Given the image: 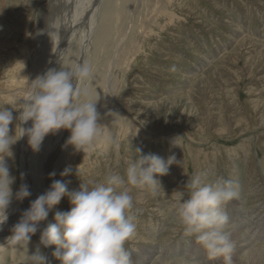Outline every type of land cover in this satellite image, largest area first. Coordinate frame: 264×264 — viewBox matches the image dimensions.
Here are the masks:
<instances>
[{"label":"rangeland","instance_id":"1","mask_svg":"<svg viewBox=\"0 0 264 264\" xmlns=\"http://www.w3.org/2000/svg\"><path fill=\"white\" fill-rule=\"evenodd\" d=\"M108 1L0 0V107L19 115L33 77L57 49V69L86 62L93 72L86 87L98 100L101 135L84 152L66 144L68 130L47 135L41 146L53 142L55 151L39 195L53 180L70 181L71 192L123 176L136 148L165 161L174 155L169 174L154 175L155 194L127 186L136 229L124 247L132 264H223L210 261L176 217V194L195 174L230 180L238 192L225 209L231 264H264V0H112L108 33L97 37ZM20 126L14 119L10 134L18 138ZM26 145L20 138L5 157L14 194ZM65 168L71 174L62 177ZM70 207L64 196L46 222ZM5 244L0 264H25L39 240L33 235L28 249Z\"/></svg>","mask_w":264,"mask_h":264},{"label":"clouds","instance_id":"2","mask_svg":"<svg viewBox=\"0 0 264 264\" xmlns=\"http://www.w3.org/2000/svg\"><path fill=\"white\" fill-rule=\"evenodd\" d=\"M92 76L86 62L71 69L48 68L32 81V91L18 116L14 117L12 107H0V226L8 219L6 210L14 195L21 201L31 195L26 184L13 193L11 185L15 177L5 159L12 157V145L27 136L29 147L38 152L47 135L63 129L70 132L66 144L84 152L100 137L98 100L89 99L86 87ZM14 119L20 125L31 121L30 127L20 126L18 138L10 134ZM135 151L137 157L123 176L110 173L99 181L81 182L79 189L71 192L67 187L70 181L53 180L49 189L22 212L5 243L28 249L32 236L39 230V244L31 254L28 252L25 264H51L41 246H55L51 256L60 264H132V254L124 247L136 229L128 216L134 204L127 186L147 187L155 194L161 183L154 175L169 174L170 166L176 162L174 155L165 161L154 153L144 154L140 148ZM70 174V168L60 173L62 177ZM55 175V172L49 173L50 177ZM184 187L187 192L176 194L175 208L183 234L194 237L210 261L223 258V264H231L235 245L224 229L229 223L226 206L238 198L233 182L222 177L207 181L202 174H195L188 177ZM64 196L69 199L70 210L56 211L55 223L40 230V223Z\"/></svg>","mask_w":264,"mask_h":264},{"label":"bare ground","instance_id":"3","mask_svg":"<svg viewBox=\"0 0 264 264\" xmlns=\"http://www.w3.org/2000/svg\"><path fill=\"white\" fill-rule=\"evenodd\" d=\"M94 2H96V1H94ZM111 5H112V0H109L108 3L105 6V10L101 14V16H102V21H101L102 25L100 24L101 28H99V30H98L99 31V36H97V37H100V35H104V37H105L106 34L108 33ZM113 5H115V4H113ZM96 10H97V8L95 9V12H96ZM92 27H93V23L90 24L89 33L93 30ZM90 28H91V30H90ZM66 34H67V32L65 30H62V35H64L63 39H62V42L60 43V45H58L59 42L56 43V41H55L54 43H52L50 45L51 49H48V51L53 50L58 45V48H60L61 51L64 52V49L66 48V45H67V43L65 42V35ZM68 38H69V36H68ZM61 46H62V48H61ZM47 54H49V53H47ZM60 54H59L58 49H57V50L54 51V53L51 56V58L46 60V62L44 60V62L46 64L44 72L48 68H53V67L57 68V66L59 64V61H60V59L58 60V57H59ZM44 72H42V73L39 72L38 75H42ZM37 76H34L33 80ZM94 96H95V94H94ZM30 126H31V121H29L27 124H23V127H25V128L30 127ZM62 136H63V134H62ZM62 136H60L59 139H61ZM25 137H26V142H27L28 138H27V136H24V138ZM53 145H54V143L52 142L51 145L47 149H45V147L41 146L40 150L38 152H34L29 147L28 143H27L26 146L22 147L21 157H20V176H19V178H20V186L22 184L28 185V190L30 191L31 195L29 197L24 198L22 201L21 200H17L14 197L12 202H11V204H10V206L6 210L8 219H7L6 223L3 226H0V228H2V230H0V252H1V250L4 249V247H6L5 239L8 236L11 235L10 229L12 228V226L19 221L22 212L27 210L30 207V202L34 201L39 196L40 185H41L40 178H41V175L44 174L46 168L49 166V164L51 162V155H53V153L55 151V146H53ZM21 173L24 174L23 178H21ZM46 221L47 220H45V221L40 223V225H39V229L40 230H42L44 227L47 226L48 223ZM34 236H36L38 238V240H39L40 231L38 230L37 233ZM54 248H55V246H51L49 248H45V255L48 258V260L51 261V264H60V262L58 260H55L51 256V253L54 250Z\"/></svg>","mask_w":264,"mask_h":264}]
</instances>
